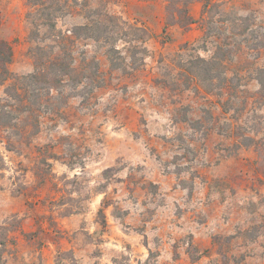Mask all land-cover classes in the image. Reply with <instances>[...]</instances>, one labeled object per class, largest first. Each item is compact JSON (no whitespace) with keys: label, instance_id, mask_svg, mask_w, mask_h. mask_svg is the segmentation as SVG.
Wrapping results in <instances>:
<instances>
[{"label":"rangeland","instance_id":"obj_1","mask_svg":"<svg viewBox=\"0 0 264 264\" xmlns=\"http://www.w3.org/2000/svg\"><path fill=\"white\" fill-rule=\"evenodd\" d=\"M86 1L148 27V53L113 69L109 45L78 40L76 65L96 58L104 85L65 87L29 144L11 151L0 141V264H264V0H214L231 18L221 35L233 46L222 96L180 67L211 57L218 33L204 37L200 23L164 30L166 0H79L74 8ZM203 2H192L195 18ZM32 8L0 0V38L12 43L18 74L34 69ZM234 18L250 23L246 34H235ZM81 22L63 13L58 28L70 33ZM118 46L128 56V45Z\"/></svg>","mask_w":264,"mask_h":264},{"label":"trees","instance_id":"obj_2","mask_svg":"<svg viewBox=\"0 0 264 264\" xmlns=\"http://www.w3.org/2000/svg\"><path fill=\"white\" fill-rule=\"evenodd\" d=\"M167 18L164 30L168 26L178 24L187 29L194 23L202 24L204 37H212L217 34L215 50L211 57L200 54L192 57L188 62H181L180 67L193 80L200 82L206 92L222 96L229 87L227 75V54L233 53L232 42L229 36L224 38L227 32L226 10L222 9V2L204 0L201 16L195 18L190 11L194 0H166ZM33 7L27 14L31 24L29 38L32 45L29 53L33 59L34 69L29 73L18 74L11 70L10 64L14 60V48L9 40L0 38V84L4 86V96L0 97V130L6 134L0 140L4 142L8 150H16L17 143L30 139L41 130V117L43 113L55 111L54 103L63 98V90L67 86L76 89L83 86L91 87V91L100 88L105 83L100 63L92 58L83 65H76L74 47L80 39H93L95 42L109 45L106 53L113 69L126 68V62L135 63L138 54L144 57L148 53L145 43L153 36V32L145 26L128 24L118 15L111 13L102 6L92 7L90 1L84 3V8L75 9V3L79 0H29ZM63 13L79 14L84 22L74 23L69 29L70 33L58 28V19ZM222 16L215 19V15ZM234 18L232 22L239 29L236 35H244L250 28V23L239 24ZM248 20V19H244ZM218 23H221L220 25ZM127 25V26H126ZM126 43L128 56H125L118 42ZM238 49L241 48L239 40L236 41ZM189 44H184L188 47ZM264 47V41L259 43ZM257 79L264 89V67H258ZM190 79V78H189ZM56 89L58 94H54ZM57 112V110H56ZM48 158H58V154L52 150ZM6 168L5 159L0 148V174ZM101 224L107 225L103 209ZM0 244L4 247L6 236H0ZM4 248H0L3 253ZM0 253V262L3 255Z\"/></svg>","mask_w":264,"mask_h":264}]
</instances>
